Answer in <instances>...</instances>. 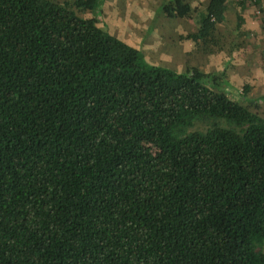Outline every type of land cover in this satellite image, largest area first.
<instances>
[{
	"label": "trees",
	"instance_id": "1",
	"mask_svg": "<svg viewBox=\"0 0 264 264\" xmlns=\"http://www.w3.org/2000/svg\"><path fill=\"white\" fill-rule=\"evenodd\" d=\"M101 2L0 0V264H264L251 85L237 100L223 72L147 62L77 13ZM229 3L207 0L185 38L207 44Z\"/></svg>",
	"mask_w": 264,
	"mask_h": 264
},
{
	"label": "rangeland",
	"instance_id": "2",
	"mask_svg": "<svg viewBox=\"0 0 264 264\" xmlns=\"http://www.w3.org/2000/svg\"><path fill=\"white\" fill-rule=\"evenodd\" d=\"M163 1L102 0L96 12L77 13L83 16L96 14L100 27L123 41L127 40L123 39L125 35L131 37L130 32L136 34L138 42L127 43L140 49L151 64L177 71L196 66L208 72H223L222 84L227 92L235 93L237 100H240L238 93L244 83H249L252 86L247 96L250 101L245 103H251V109L262 113L264 96L260 101L258 80L260 75H264V0L259 4L247 1L239 28L236 27L237 7L232 4L237 0H230L225 22L217 25L213 38L207 44L174 39L195 30L196 11L207 0H189L193 13L187 20L164 16L159 11ZM253 86L255 89L251 93Z\"/></svg>",
	"mask_w": 264,
	"mask_h": 264
},
{
	"label": "crops",
	"instance_id": "3",
	"mask_svg": "<svg viewBox=\"0 0 264 264\" xmlns=\"http://www.w3.org/2000/svg\"><path fill=\"white\" fill-rule=\"evenodd\" d=\"M189 1V0H188ZM190 3V2H189ZM185 20H187V18H184ZM217 27V26H216ZM191 29V28H190ZM190 32L191 31H194V29L193 30H189ZM190 32H188V33H190ZM187 33V34H188ZM187 34H185L183 37L182 36H178V37H174V39L175 40H177V39H179V40H185L186 38H185V36L187 35ZM129 35L131 36L130 38H127L128 37V35H125L124 37L125 38H123V39H127V40H124V41H126V43L129 41L130 43H132V44H134V43H137L138 41H137V39H136V34L134 35L132 32H130L129 33ZM188 40V39H187ZM187 67H185L184 68V70L186 69ZM233 71H231L230 73H232ZM261 86V87H260ZM252 87V86H251ZM258 87L260 88L258 91H259V100L261 101V100H263V96H264V90L262 89V88H264V75H260L259 76V80H258ZM254 86H253V88H252V91H251V93H253L254 92ZM256 98V97H255Z\"/></svg>",
	"mask_w": 264,
	"mask_h": 264
}]
</instances>
